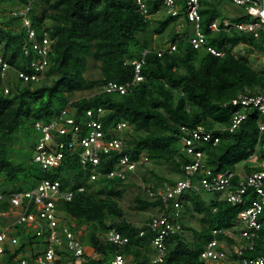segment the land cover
I'll return each instance as SVG.
<instances>
[{"label":"trees","instance_id":"16d2710c","mask_svg":"<svg viewBox=\"0 0 264 264\" xmlns=\"http://www.w3.org/2000/svg\"><path fill=\"white\" fill-rule=\"evenodd\" d=\"M29 2L32 26L38 34L48 31L53 39L52 49L47 54L48 68L38 82H25L15 71L25 69L32 56L23 53L24 27L12 12ZM179 2L182 4L183 0ZM13 3L17 7L0 14V58L11 66L7 77L0 75V185H10L7 189L0 188V194L6 197L32 188L43 178L57 179L62 188L72 190L71 199L58 204L59 214L87 225L86 240L99 255L94 258L85 252L86 261L81 264H102L115 253L131 255L135 264H151L153 233L146 228L148 219L135 224L126 218L119 205L121 187L131 183L106 176L89 181L88 170L80 164L77 153L65 152L61 163L49 169L34 162L32 154L15 160V151L24 137L32 138L29 147L33 149L37 139L33 129L35 121L51 120L67 105L73 108L78 120L86 118L87 109L101 107L105 130L118 121L128 124L129 129L123 136V153L133 160L146 154L149 160L165 161L179 177L184 175L183 165L191 160L182 150L180 127L203 125L219 140L215 144L198 141L195 149L203 150L205 162L213 170L235 169L238 164L246 171L264 168V134L258 130V112H250L237 129L229 130L231 115L236 109L230 100L244 88L264 93V67L254 68L248 58L250 51L264 53L263 38L234 29L212 31L211 22L227 17H219L211 1L200 2L205 45L194 48L188 30H177L168 38L169 44H176L170 52L167 46L160 45L162 43L153 45L151 31L160 35L170 22H178L183 14L156 19L159 25L151 28L152 18H145L134 0H13ZM149 6L153 14L161 8L157 0H151ZM242 19L234 17L235 21ZM182 21L190 26L186 19ZM240 44L248 46L249 50L235 51ZM207 47L221 54L216 55ZM145 49L148 51L143 54ZM141 59L143 79L133 82L135 65L132 61ZM91 63L99 69L97 77L86 75ZM108 81L129 84L128 91L107 92L104 86ZM83 90L94 92L72 99L76 92ZM108 135H112L111 132ZM15 143L18 146H14ZM254 154H258L263 165L251 168L246 164ZM106 161L102 157L97 168L103 171L111 168ZM152 174L157 179L150 185L152 190L163 182H173L154 171ZM200 174L195 172L193 177ZM236 180L237 177L233 182ZM81 186L83 190L78 189ZM209 194L213 196L207 200L205 196ZM217 195L205 191L184 194L183 208L206 216L202 218L201 229L181 220L182 230L166 240L167 254L161 264H201L200 251L211 238V229L232 226L243 206L231 205ZM161 204L159 197L155 200L138 198L137 207H162ZM7 207L6 198L0 199V209ZM141 227L146 229L143 235L138 234ZM71 228L77 230L76 226ZM110 228L127 236L128 242L120 246L104 240V233ZM186 230L191 231L192 240L185 236ZM26 239L22 234L17 252L30 249L33 252L29 246L31 240L26 242ZM263 241L264 222L256 249L247 253L250 256L262 253Z\"/></svg>","mask_w":264,"mask_h":264},{"label":"built area","instance_id":"2783aa9c","mask_svg":"<svg viewBox=\"0 0 264 264\" xmlns=\"http://www.w3.org/2000/svg\"><path fill=\"white\" fill-rule=\"evenodd\" d=\"M134 1L137 10L145 18H152L161 9L170 16L183 14L178 20L186 19L190 24L192 28L190 43L194 48L205 45L206 35L201 28V0H183L182 4L179 0H157L161 8L154 14L149 11L151 0ZM230 1L241 11L222 21L214 20L209 28L212 31L234 29L257 39L263 38L264 48V0ZM30 3L12 12L21 19L24 27L23 53L32 56L25 69L17 70V75L25 82H37L48 68L47 54L52 49L53 39L48 31L43 30L38 34L32 26L29 15ZM236 16L244 19L235 21ZM175 48V43L167 46L169 52ZM207 50L216 55L221 54L211 47H207ZM147 51L148 49H145L143 54ZM158 55H161V51ZM142 62L143 59L132 61L135 65L133 82L143 79L140 73ZM0 63L2 64L0 75L4 76L9 65L2 58ZM128 86L129 84L108 81L104 89L107 92L123 94L128 91ZM230 102L236 106L231 115L230 131L237 129L250 112L257 111L260 115L257 121L258 130L260 134H264V93L244 88ZM102 116L103 109L97 107L87 109L86 118L78 120L73 108L67 105L51 120L35 121L33 127L38 136L33 161L41 168L49 169L61 163L65 152L77 153L80 164L88 170L89 181L101 176L127 181L130 174L135 172L137 165L147 163L149 158L142 154L138 160H133L128 154L123 153L122 132L128 128V124L125 121H118L105 130ZM180 129L182 150L191 157L190 162L183 165L184 175L175 178L172 183L163 182L156 190H152L151 186L145 189L150 199L155 200L159 197L162 203V207L157 205L158 212L146 222V228L153 233L151 263L163 262L167 254L166 240L182 230L180 218L184 194L205 191L215 192L220 200L243 208L230 228L211 229V238L200 251L201 264H264V241L262 253L255 256L247 253L256 249V241L260 238V229L264 222V168L249 171L243 169L241 173L236 168L215 171L205 162L203 150L195 148L198 141H212L215 144L219 138L203 125L195 127L182 125ZM110 132L112 135H108ZM113 152L117 153L115 157ZM102 157L107 160L105 163L112 165L108 170L97 168ZM195 172H200V176L193 177ZM235 177L237 180L233 182ZM83 188L78 187L79 190ZM72 195V190L62 188L57 179L49 178H43L32 188L13 192L6 197L0 194V199L6 198L8 204L7 208L0 209V264H81L86 261L83 242L77 231L71 228L73 226L71 218H64L59 214L58 204L63 200H70ZM19 227L23 228L24 233L33 232L40 238L32 245L33 252L16 251L20 242ZM144 232L146 229L141 228L139 235ZM105 238L120 246L128 241L126 236L115 229L109 230ZM229 239L232 240L228 241ZM102 264L133 262L129 255L115 253Z\"/></svg>","mask_w":264,"mask_h":264},{"label":"rangeland","instance_id":"374dc122","mask_svg":"<svg viewBox=\"0 0 264 264\" xmlns=\"http://www.w3.org/2000/svg\"><path fill=\"white\" fill-rule=\"evenodd\" d=\"M209 1H211L212 5L217 7L219 11V17L221 16L230 17L233 13H237L241 11V9L238 6L231 3L230 0H209ZM10 7H13V8L17 7V5L13 3V0H3L2 2H0V14H6ZM166 16L167 14L165 13V10L161 9L158 13H156L152 17V22H151L150 27L156 28L159 25L157 22H155L156 19L164 18ZM182 20L183 19L180 18L178 22L176 21L170 22L165 27V30L160 35L151 31L153 45L162 43L160 45H163L165 47L168 46L169 45L168 38L170 37L171 33L179 29L180 31H184V28H185L189 31V33H191L192 31L191 26L184 25L185 23ZM179 23H181L182 25H180ZM161 37L163 38L161 39ZM247 50H249V47L244 44H240L235 47V51L240 52V53H244ZM248 58L254 68L261 69L264 67V53L263 52L250 51L248 53ZM90 65L91 66L87 70L86 75L97 77L99 75L98 67H93L92 63ZM8 72L9 70H7L4 73L3 77H7ZM93 92L94 90L78 91L72 96V99H77L82 96H87V95L92 94ZM130 129L132 130V127H130ZM125 132L126 130L122 132L123 136H126ZM31 141H32V138L24 137L22 140V144H20L19 146L17 143L14 144V146H18L15 151L17 153L15 154L16 157H14L15 160L24 159L25 157L28 158L31 154L33 155V151L29 147V144L31 143ZM257 156L258 154L252 155L247 160L246 165L251 166V168L253 166L255 167H257L258 165L260 166L261 161L258 160ZM238 166L240 169L241 164H238ZM152 171H154L156 174L163 176L165 178L175 179L179 177V174L172 171V169L170 168V165L166 163L165 161L149 160L147 163L145 162V163L138 164L135 172L133 174H130L129 179L125 182V183H131V184L125 187H121L122 197L119 199V205L124 210L126 218L133 223H137V224L144 223L151 215H154L157 213V209L155 207H148L146 209H140L137 207L138 198L150 199L145 189L151 184H153L154 182H156L157 180L153 176ZM0 188L7 189V188H10V185L9 184L0 185ZM205 215H206L205 213H198L197 211L193 209L190 211L185 209L184 214H183V221L185 224H188L194 227L195 229H201V226L203 223L202 218H204ZM86 228H87V225H86ZM185 236L187 237L188 240H192V233L190 230L185 231ZM86 239H87L86 235L84 238H81L84 244H88V241Z\"/></svg>","mask_w":264,"mask_h":264},{"label":"clouds","instance_id":"9594fccd","mask_svg":"<svg viewBox=\"0 0 264 264\" xmlns=\"http://www.w3.org/2000/svg\"><path fill=\"white\" fill-rule=\"evenodd\" d=\"M8 65H9V64H8ZM9 69H11V66H10V65H9V68H8L7 70H9ZM17 70H18V69H15L16 73H17ZM17 76H18V75H17ZM2 77H3V76H2ZM42 77H43V76H42ZM40 79H41V78H40ZM37 82H38V81H37ZM4 91H5V89H4ZM7 91H8V90H7ZM69 106H70V105H69ZM70 107H71V106H70ZM103 114H104V110H103ZM48 121H49V120H48ZM34 123H35V122H34ZM33 125H34V124H33ZM33 129H34V127H33ZM34 132H35V129H34ZM37 136H38V134L35 132V138H37ZM36 141H37V139H35V143H34V146H33V149H32L33 153H34V147H35ZM32 160H33V155H32ZM20 191H21V190H20ZM15 192H16V191H15ZM12 193H13V192H12ZM12 193H11V194H12ZM155 208L157 209V206H156ZM184 210H185V208H183V206H182V216H181V218H180V222H181V220H183ZM157 212H158V210H157ZM151 216H152V215H151ZM151 216H150V217H151ZM150 217H149V218H150ZM149 218H148V219H149ZM147 221H148V220H147ZM141 228H142V227H141ZM141 228H140V229H141ZM111 229H115V228H110L109 230H111ZM140 229H139V230H140ZM19 230H20V232H21V231H23V228H22V227H19ZM109 230H107V232H108ZM115 230H116V229H115ZM107 232L104 233V240H106L105 237H106V233H107ZM21 233L24 234V235L26 236V238H27L26 241H27V242L31 240V242L29 243V244H30L29 246L33 249V246H32V245H33L34 243H37V242L39 241L40 238L37 237V236H35V234H34L33 232L24 233V231H23V232H21ZM119 233H120V232H119ZM144 233H145V232H144ZM138 234H139V232H138ZM142 235H143V234H142ZM124 236H125V235H124ZM126 237H127V236H126ZM106 241H108V240H106ZM82 242H83V241H82ZM127 242H128V241H127ZM83 243H84V242H83ZM150 244H151V240H150ZM83 245H84V244H83ZM151 246H152V245H151ZM84 249H85V248H84ZM152 249H153V247H152ZM30 250H31V249H30ZM27 251H29V250H26V252H27ZM94 254H96L97 256H94ZM94 254H93V253L91 254V256L94 257V258H96V257L99 256L95 251H94ZM89 255H90V254H89ZM125 255H129V254H125ZM152 255H153V252H152ZM129 256H130V258H131V261L133 262L131 255H129ZM110 258H111V257H110ZM110 258H109V259H110ZM107 260H108V259H107ZM105 261H106V260H105ZM102 263H103V262H102ZM133 264H135V263L133 262ZM151 264H152V263H151Z\"/></svg>","mask_w":264,"mask_h":264},{"label":"crops","instance_id":"0c3cea01","mask_svg":"<svg viewBox=\"0 0 264 264\" xmlns=\"http://www.w3.org/2000/svg\"><path fill=\"white\" fill-rule=\"evenodd\" d=\"M180 25H182L181 23H179ZM185 25V24H184ZM190 25V24H189ZM184 27V26H183ZM180 30V29H179ZM185 30H187V29H185L184 28V31ZM189 32V31H188ZM261 135H263V134H261ZM142 155V154H141ZM140 155V156H141ZM260 165H263V163L261 162L260 163ZM259 166V165H258ZM236 169L238 170V172H242V170H243V167H242V165L240 166V169H239V166H237L236 167ZM248 170V169H247ZM173 180H174V178H173ZM207 194V193H206ZM210 195V197H208ZM208 196H205L206 197V199L207 200H209L213 195L212 194H209ZM215 196V195H214ZM217 198H218V196H217ZM219 199V198H218ZM206 216V215H205ZM70 222L73 224V226H76V228H77V234H78V236L80 237V238H84L85 237V235H86V233H87V228H86V225L85 224H83V223H78L76 220H74V219H70ZM235 223V222H234ZM234 223L232 224V225H234ZM135 224H137V223H135ZM142 224V223H141ZM139 225V224H138ZM83 229V230H82ZM22 232V231H21ZM21 232H19L20 233V238H21V236H22V233ZM27 242V241H26ZM84 244V243H83ZM87 247V248H86ZM84 248H85V252L86 253H88V254H94V249L89 245V244H84ZM94 256H97L96 254H94ZM219 264H222V263H219Z\"/></svg>","mask_w":264,"mask_h":264}]
</instances>
